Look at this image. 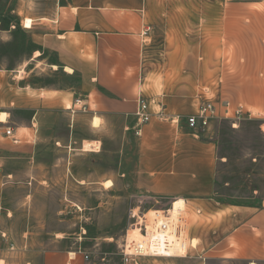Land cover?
Listing matches in <instances>:
<instances>
[{
    "label": "crops",
    "instance_id": "crops-1",
    "mask_svg": "<svg viewBox=\"0 0 264 264\" xmlns=\"http://www.w3.org/2000/svg\"><path fill=\"white\" fill-rule=\"evenodd\" d=\"M61 1L50 16L26 20V45L42 51L32 50L14 67L0 66V166L8 162L14 168L9 167L7 178H18L34 155L45 153L46 134L59 129L61 118L71 116L69 128L83 119L73 108L83 98L89 113L103 122L125 123L129 144L137 149V185L143 194L161 202L184 200L197 217L188 226L190 258L200 264L264 263V205L236 207L216 199L218 147L210 137L212 127L196 135L186 124L201 98L215 101L220 119L225 102L264 113V0L202 2L197 31L194 13L186 14L185 28L172 32L171 44L167 41L161 51L146 41L156 9L152 0ZM20 24L2 30L0 22V44H12ZM37 62L48 68L41 74L61 71L76 84L38 87L30 81ZM140 97L149 101L152 117L137 137ZM98 118L92 120L91 137L98 133ZM8 129L12 137L5 135ZM55 145L61 146V140ZM7 183L0 174V191ZM62 261L44 258V264Z\"/></svg>",
    "mask_w": 264,
    "mask_h": 264
},
{
    "label": "rangeland",
    "instance_id": "rangeland-1",
    "mask_svg": "<svg viewBox=\"0 0 264 264\" xmlns=\"http://www.w3.org/2000/svg\"><path fill=\"white\" fill-rule=\"evenodd\" d=\"M206 1L209 0H152L156 9L148 26L151 36L147 43L160 51L165 49L167 41L171 44L170 34L177 28H185L186 14L194 13L197 31L195 17L201 14V3ZM61 3V0H0L3 25L20 24V20L25 19L24 25L20 24L13 32L12 44L1 42L0 66L14 67L36 49L31 42L26 45L27 35L23 32L27 29L26 20L44 14L48 17ZM192 23L188 18L187 24ZM45 64L37 62L31 66L34 72L30 81L38 87L65 88L76 84L61 71L49 72V77L45 72L41 74L43 69H48ZM81 100L84 102L83 98ZM76 107L73 108L80 110L83 119L69 128L71 116L61 118L59 129L54 127L50 135L46 134L45 153L34 155L29 170H23L18 178L10 180L7 178L12 171L9 167L14 168L8 162L0 166L4 169L1 176L10 181L0 191V264H44L47 255L60 257L62 264H122L120 247L134 230L137 218L134 215L149 213L147 217L151 218L153 212L173 207L175 201L147 198L139 189L137 149L134 143L129 144L132 136L126 134L125 123L120 120L105 123L96 113H89L84 103ZM246 109L253 117L241 121L236 128L225 119L216 120L212 125L210 137L218 147L215 197L225 205L262 208L264 113ZM95 118L99 119L98 128H94L98 133L91 137L89 130L93 129ZM204 133L207 132L201 134ZM58 139L62 147L55 145ZM64 144L69 147L65 148ZM51 146L53 149H48ZM26 178L30 185L26 184ZM109 181L113 183L111 188L106 187ZM184 208L189 223L194 222L197 217L190 215L187 206ZM187 238L190 239L188 235ZM79 251L82 254L71 259L70 254ZM83 253L89 256L88 261L83 259ZM198 262L200 259L190 258L189 254L147 257L139 261L140 264H200Z\"/></svg>",
    "mask_w": 264,
    "mask_h": 264
},
{
    "label": "built area",
    "instance_id": "built-area-1",
    "mask_svg": "<svg viewBox=\"0 0 264 264\" xmlns=\"http://www.w3.org/2000/svg\"><path fill=\"white\" fill-rule=\"evenodd\" d=\"M83 103V100L77 99L75 106ZM84 107L86 108V105ZM224 109L225 114L220 119L215 101L201 98L198 111L186 119L188 129L192 133L200 135L202 132H208L216 120H230L232 126L236 128L241 121L253 117V113L241 105L233 106L230 102H225ZM135 117L137 119L135 135L139 137L142 127L151 121L152 113L149 101L142 97L138 99ZM160 118L166 119L162 115ZM5 135L12 137V130H6ZM153 213L154 216L151 218L147 217L149 213L141 216L134 215V218H137L132 229L137 230L141 238L129 241L127 235L126 241L120 247L122 264H140L139 261L147 257L186 256L188 249L193 246L192 241L187 238L189 220L184 207L179 208L177 213L174 212V208ZM78 254H82V251L74 253L73 259ZM83 259L88 261L89 256L83 253Z\"/></svg>",
    "mask_w": 264,
    "mask_h": 264
},
{
    "label": "bare ground",
    "instance_id": "bare-ground-1",
    "mask_svg": "<svg viewBox=\"0 0 264 264\" xmlns=\"http://www.w3.org/2000/svg\"><path fill=\"white\" fill-rule=\"evenodd\" d=\"M38 55H39V52H36V56H38ZM5 118H6V115L4 113H2V115H1V121L4 122L5 121ZM98 122H99L98 119H96L95 122H94V126L96 128L99 126L98 125ZM112 186H113V183L112 182H110V181L109 182H106V187L107 188H111ZM184 206H185L184 200H177V201L174 202L172 209L174 208V212L177 213V210L179 208H183ZM130 234H129L130 235V239H131V240L129 239L130 241H136V240H138V239L141 238L139 232L137 230H135V229ZM70 256L72 257L71 259H73L74 258V253H71Z\"/></svg>",
    "mask_w": 264,
    "mask_h": 264
},
{
    "label": "trees",
    "instance_id": "trees-1",
    "mask_svg": "<svg viewBox=\"0 0 264 264\" xmlns=\"http://www.w3.org/2000/svg\"><path fill=\"white\" fill-rule=\"evenodd\" d=\"M0 22H1V29L2 30H10L11 25L9 22L6 23L5 25H3L1 18H0ZM36 48H38V50L42 51V49L40 47H36ZM53 62H56V61L54 60Z\"/></svg>",
    "mask_w": 264,
    "mask_h": 264
}]
</instances>
